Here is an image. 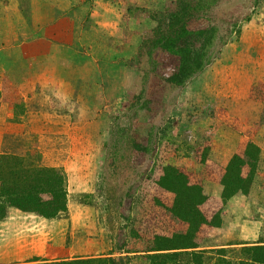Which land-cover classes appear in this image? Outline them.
Wrapping results in <instances>:
<instances>
[{"label":"rangeland","instance_id":"1","mask_svg":"<svg viewBox=\"0 0 264 264\" xmlns=\"http://www.w3.org/2000/svg\"><path fill=\"white\" fill-rule=\"evenodd\" d=\"M74 1L58 2L64 12L55 15L45 1L0 0V154L59 169L67 193V210L55 219L0 200V264L125 255L128 264H149L143 253L118 249L117 236L131 232L123 201L148 200L141 181L158 162L199 174L197 155L226 165L253 134V181L226 201L220 226L199 246L203 264H214L211 249L234 264L244 260V247L264 245V0H188L207 5L198 15L215 30L199 71L179 85L160 84L155 115L144 101L156 65L150 43L160 16L186 0H83L79 12ZM59 38L70 49H57ZM141 138L157 160L134 168ZM222 190L203 179V194L220 199Z\"/></svg>","mask_w":264,"mask_h":264},{"label":"trees","instance_id":"2","mask_svg":"<svg viewBox=\"0 0 264 264\" xmlns=\"http://www.w3.org/2000/svg\"><path fill=\"white\" fill-rule=\"evenodd\" d=\"M204 6L199 1L186 0L175 11L160 16L161 23L154 30L158 31L157 38L150 43L156 65L150 91L144 98L148 113L155 115L163 107L161 83L179 85L199 71L215 30L209 17L198 15V9ZM247 136L242 137L241 148L226 165L210 160L207 153L197 155L199 174L162 162L152 166L150 174L140 180L148 181L141 188L148 200L123 201L121 205V216L128 221L131 232L117 236L118 249L126 254L143 253L149 264H179L180 258L203 264L206 251L199 246L211 229L220 226L224 204L236 193L247 192L253 181L259 148L252 141L254 135ZM147 146L145 138L133 142L134 168L157 160L147 156ZM205 177L222 185L220 199L203 194ZM65 186V177L57 168L26 164L20 156L0 154V200L4 199L6 206L55 219L67 210ZM131 211L135 215L129 218ZM210 252L216 255L214 264H234L224 257L222 249ZM241 252L245 259L236 264H264V245L244 247ZM128 260V255L97 256L27 264H128Z\"/></svg>","mask_w":264,"mask_h":264},{"label":"crops","instance_id":"3","mask_svg":"<svg viewBox=\"0 0 264 264\" xmlns=\"http://www.w3.org/2000/svg\"><path fill=\"white\" fill-rule=\"evenodd\" d=\"M43 1H45V2H47V3H45L46 4V7L47 8H49V9H51V11L55 14V15H58V12L59 13H61V12H64V10H61L60 8H59V4H58V2H65V0H39V2H43ZM50 1V2H49ZM70 2V1H69ZM72 5H75V1L73 0V3H72ZM18 6H19V4H18ZM84 7H85V4H84V2H83V0H81V2H80V4L79 5H76V9H78V12L79 11H82V10H84ZM26 8V7H25ZM42 10H44V8L42 7V5H41V11ZM69 11H71V8L69 7V9H67L65 12H69ZM73 12V11H72ZM76 12L77 11H75V13H72V14H69L70 16L71 15H75L76 14ZM65 17H67V16H65ZM69 17V16H68ZM61 19H64L63 17L61 18L60 16H59V18L57 17L56 18V20L57 21H60ZM72 28L74 29V26H72L71 24H70V27L68 28V30H67V32H65L66 34H65V37H64V40H66V42H71V32H72ZM43 29V27H40L39 28V33H40V31ZM41 34V33H40ZM61 38V37H60ZM58 39L59 40V42L58 43H56V44H54V45H58L59 43V46H57V49H60V50H68V49H70V46L69 45H62V44H67V43H63V41L61 40V39ZM54 43V42H53ZM69 59V58H68ZM235 196H237V195H235ZM235 196H233L232 197V199L235 197ZM231 199V200H232Z\"/></svg>","mask_w":264,"mask_h":264}]
</instances>
